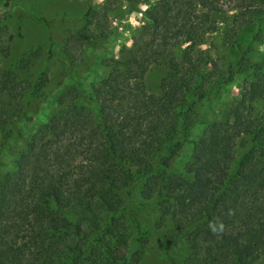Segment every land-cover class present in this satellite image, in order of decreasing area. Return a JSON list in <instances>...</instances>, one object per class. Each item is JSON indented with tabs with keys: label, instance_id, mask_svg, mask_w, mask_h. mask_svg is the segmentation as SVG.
Listing matches in <instances>:
<instances>
[{
	"label": "trees",
	"instance_id": "trees-1",
	"mask_svg": "<svg viewBox=\"0 0 264 264\" xmlns=\"http://www.w3.org/2000/svg\"><path fill=\"white\" fill-rule=\"evenodd\" d=\"M20 2L0 0V22L21 17ZM108 10L89 6L82 28L66 32L57 93L45 71L32 73L38 47L0 73V159L7 148L13 157L0 175V264H140V250L129 252V188L154 205L157 226L169 225L163 264H264V0H157L132 43L85 84L75 73L92 71L85 47L107 49ZM9 50L0 34V55ZM151 66L161 68L155 91L145 82ZM236 75L243 83L225 118L191 140L199 101L218 98ZM48 107L23 137L20 127ZM187 143L190 160L178 167Z\"/></svg>",
	"mask_w": 264,
	"mask_h": 264
},
{
	"label": "rangeland",
	"instance_id": "rangeland-1",
	"mask_svg": "<svg viewBox=\"0 0 264 264\" xmlns=\"http://www.w3.org/2000/svg\"><path fill=\"white\" fill-rule=\"evenodd\" d=\"M156 1L145 0V2L131 3L125 0H21L18 4L21 17L11 15L3 18L0 22L1 38L3 42L9 43L10 47L8 56L0 55V73L21 52L28 51L32 47H38L40 55L37 64L32 69V73H36L38 70L45 71L49 80L48 90L53 94L57 93L63 88L65 80L62 63V42L66 32L82 28L83 22H81L80 18L89 6L92 9H98L101 6L108 5L107 15L112 35L105 41L107 49L99 46L85 47L83 49V59L88 62L92 71L83 73L78 71L75 73V77L83 83H94L98 75H104L107 72L103 59L110 55L117 56L120 48L129 46L132 43L134 35L147 22L144 17V11L150 9ZM232 12L230 11V13ZM37 17L46 18L50 21L49 25L36 19ZM228 30V26H222L218 30L217 37L212 41L216 44L218 43L219 45H217L220 47L222 37ZM248 30V28L244 27L237 32L240 38L239 41L245 43ZM49 44H52V55L50 57L47 55ZM258 49L262 51L263 45H260ZM231 53L233 52L231 51ZM160 74L161 68L156 66L149 68L145 76V82L146 87L150 91L157 89ZM243 79L242 75H236L218 98L199 101L200 122L189 131L191 140L198 138L208 123L225 118L224 111L227 104L233 98L239 97ZM54 109V107H48L47 113L45 112L34 121L22 125L20 127L21 135L24 137L32 134L37 126L43 123L48 115L53 112L51 110ZM20 144V140H13L10 148H17ZM10 150L7 148L3 151L0 159V175L11 167L13 157ZM191 152L192 144L187 143L178 159V167L190 160ZM240 152L241 149L236 150V157L239 156ZM121 195L126 209L130 211L137 223L136 226L132 224L129 228V252L140 250V264H163L161 253L169 225L165 223L162 226H157L158 214L153 210L154 205L141 198L138 188H129V190L122 192ZM172 251L176 257L182 258L187 250L185 245L179 244L173 247Z\"/></svg>",
	"mask_w": 264,
	"mask_h": 264
},
{
	"label": "clouds",
	"instance_id": "clouds-1",
	"mask_svg": "<svg viewBox=\"0 0 264 264\" xmlns=\"http://www.w3.org/2000/svg\"><path fill=\"white\" fill-rule=\"evenodd\" d=\"M209 226L212 228L213 231L216 230L215 226H213V225H211V224H210ZM220 227H221V229H222L223 225H221Z\"/></svg>",
	"mask_w": 264,
	"mask_h": 264
}]
</instances>
